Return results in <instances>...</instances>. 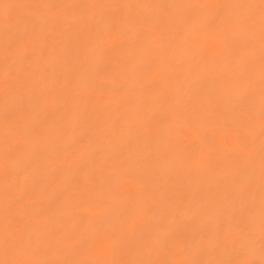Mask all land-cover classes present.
Wrapping results in <instances>:
<instances>
[{"label": "bare ground", "instance_id": "bare-ground-1", "mask_svg": "<svg viewBox=\"0 0 264 264\" xmlns=\"http://www.w3.org/2000/svg\"><path fill=\"white\" fill-rule=\"evenodd\" d=\"M0 264H264V0H0Z\"/></svg>", "mask_w": 264, "mask_h": 264}]
</instances>
